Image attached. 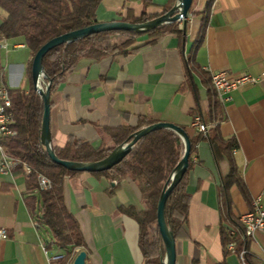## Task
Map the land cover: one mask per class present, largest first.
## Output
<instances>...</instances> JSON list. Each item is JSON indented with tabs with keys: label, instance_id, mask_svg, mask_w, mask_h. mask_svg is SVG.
Instances as JSON below:
<instances>
[{
	"label": "crops",
	"instance_id": "0c3cea01",
	"mask_svg": "<svg viewBox=\"0 0 264 264\" xmlns=\"http://www.w3.org/2000/svg\"><path fill=\"white\" fill-rule=\"evenodd\" d=\"M148 1L147 13L176 2ZM142 9L143 0H102L96 18L136 16ZM3 16L0 8V21ZM178 27L182 30L181 22ZM147 40L146 34L138 35L135 44ZM29 63L22 37L0 34V83L9 90L27 91L32 85ZM219 69L233 76L259 77L223 96L215 91L221 110L218 128L225 138L236 139L233 156L247 198L233 185L230 204L223 201L220 165L209 142L198 141L187 168L191 195L185 233L176 239V264H240L239 252L244 249L249 264H264V233L256 231L245 239L240 222L255 198L264 205V0H192L184 32H167L132 52L79 59L50 92L51 145L63 146L75 137L93 147L110 146L112 140L102 128L134 125L141 116L172 122L193 133V115L209 117L210 73ZM225 96L229 99L223 100ZM110 185L106 176L90 172L65 177V206L84 239L71 261L85 251L84 264H142L138 224L120 207L140 210L144 201L128 177L113 193ZM27 194L24 172L13 168L10 174L0 173V229L8 232V237H0V264H56L51 257L65 250L44 226L35 224ZM222 229L232 234L233 250L229 242L223 245ZM43 240L48 241L45 249Z\"/></svg>",
	"mask_w": 264,
	"mask_h": 264
},
{
	"label": "trees",
	"instance_id": "16d2710c",
	"mask_svg": "<svg viewBox=\"0 0 264 264\" xmlns=\"http://www.w3.org/2000/svg\"><path fill=\"white\" fill-rule=\"evenodd\" d=\"M102 0H0V8L4 16L0 21V34L5 38L22 37L30 52L28 75L32 57L36 50L50 38L65 32L98 22L96 10ZM148 0H143V9L139 15L127 13L120 20L143 22L165 13L171 5H165L159 12L147 13ZM180 21L169 22L144 33L126 31H105L92 33L75 41L57 45L45 53L42 59L43 69L51 79L50 92L66 75L71 72L78 60L91 58L98 60L106 55L120 52L128 53L143 45L155 42L167 32L181 33ZM121 32L126 38L118 43L107 44L106 36ZM146 34L148 40L143 44H135V37ZM211 82V79H210ZM11 96L10 110L13 114L12 127L16 134L2 137L0 142L17 160L14 168L23 172V164L30 169L26 175L28 194L27 205L33 211L37 224L44 226L53 242L65 250L56 264H67L76 253L75 249L84 246V239L75 217L68 211L63 198V182L65 177L85 171L68 170L54 163L48 156L40 140L41 116L43 103L40 95L31 85L27 91L9 90ZM209 117L202 118L210 123L207 133L189 131L183 128L189 137L190 154L200 140H207L213 155L221 168V186L223 201L230 204L229 189L237 186L247 198V191L238 172L233 156V148L237 147L236 139L225 138L218 128L221 119L219 101L211 83L208 91ZM51 104V101H50ZM158 122V120L141 116L134 125H120L102 128L103 134L112 140L110 146L93 147L88 141L70 137L63 146L52 148L55 154L65 160L94 161L106 156L115 146L129 138L136 130ZM183 144L180 137L165 128L154 129L140 137L122 158L110 169L90 172L104 175L110 179L109 193H113L121 179L128 177L137 186L144 201L143 208L121 206L120 210L131 216L138 224V246L142 253V264H160L164 255V246L156 226V204L160 192L173 168L180 159ZM225 164V167L222 166ZM43 175L50 181V187L38 188V176ZM188 170L168 195L165 203V221L175 241L185 233L188 219L190 193L187 191ZM234 236V235H233ZM232 235L222 229V240L225 246Z\"/></svg>",
	"mask_w": 264,
	"mask_h": 264
},
{
	"label": "water",
	"instance_id": "95a60500",
	"mask_svg": "<svg viewBox=\"0 0 264 264\" xmlns=\"http://www.w3.org/2000/svg\"><path fill=\"white\" fill-rule=\"evenodd\" d=\"M191 4L192 0H176L175 4L171 6V8L165 13L143 22H129L120 19L98 21L96 23L54 36L44 42L36 50L32 57L30 68L33 89L40 95L43 103L40 126L41 143L43 144L49 158L54 163H57L68 170L98 172L110 169L112 166L122 160V158L140 137L154 129L165 128L173 131L180 137L183 144L182 155L173 168L169 178L164 183L156 204V226L164 246V255L160 261V264H176V241L166 224L164 212L168 195L182 178L189 165L190 141L187 132L182 127L172 122L158 121L136 130L129 136L127 140L115 146L106 156L99 160L73 161L59 158L55 154L51 145V134L49 127L51 79L46 75L43 69L42 59L47 51L57 45L72 42L81 37L97 32L126 31L144 33L155 27L174 21H181L182 31L184 32L186 18ZM85 257V251L78 252L74 257L72 264H84Z\"/></svg>",
	"mask_w": 264,
	"mask_h": 264
},
{
	"label": "built area",
	"instance_id": "2783aa9c",
	"mask_svg": "<svg viewBox=\"0 0 264 264\" xmlns=\"http://www.w3.org/2000/svg\"><path fill=\"white\" fill-rule=\"evenodd\" d=\"M187 20V18H186ZM181 22V21H180ZM2 47H6V44L2 42ZM211 83L213 88L218 93L219 96H223V94H228L231 90L237 88L242 84H252L258 81L259 77L251 74H241L237 76H233L229 74L224 69H219L212 71L210 73ZM223 100L229 99V96L222 97ZM11 107V96L9 92V88L0 83V139L6 136H12L16 134V130L12 127L13 114L10 110ZM191 125L196 131L203 133L204 135L207 133L209 125L204 122L201 114L196 113L193 115L191 120ZM236 150V147L233 148V152ZM17 164V160L5 149L3 144L0 142V173L1 174H10L14 166ZM23 172L25 174L30 173V169L27 165L23 164L22 166ZM50 187V181L47 177L40 175L38 176V188L40 190H44ZM244 217V225L242 226V236L247 238H252L256 231H260L264 233V205L261 204L259 198H255L252 201V207L247 211L242 213ZM35 224L37 221L35 220ZM232 235V234H231ZM0 237L6 238L8 237V232L5 229H0ZM48 244L47 240H43L41 242L42 247L45 249ZM228 248L233 250L234 243L229 242ZM78 248L75 249L77 251ZM64 254L57 253L51 257L53 262H56L60 259ZM240 264H249L246 259V251L241 250L239 252ZM52 264V263H51ZM54 264V263H53ZM67 264H72L70 260Z\"/></svg>",
	"mask_w": 264,
	"mask_h": 264
},
{
	"label": "rangeland",
	"instance_id": "374dc122",
	"mask_svg": "<svg viewBox=\"0 0 264 264\" xmlns=\"http://www.w3.org/2000/svg\"><path fill=\"white\" fill-rule=\"evenodd\" d=\"M119 34L118 35H116V37L114 36V37H112V39L111 38H109V35H113L114 33H112V34H109V35H107L106 36V43L107 44H112V43H118V42H120L121 40H122V37H124L125 36V34H123V33H121V32H118ZM119 37H120V39H119ZM114 38V39H113Z\"/></svg>",
	"mask_w": 264,
	"mask_h": 264
},
{
	"label": "bare ground",
	"instance_id": "6f19581e",
	"mask_svg": "<svg viewBox=\"0 0 264 264\" xmlns=\"http://www.w3.org/2000/svg\"><path fill=\"white\" fill-rule=\"evenodd\" d=\"M240 222H241L242 225H244V217L242 216V214L240 215Z\"/></svg>",
	"mask_w": 264,
	"mask_h": 264
}]
</instances>
